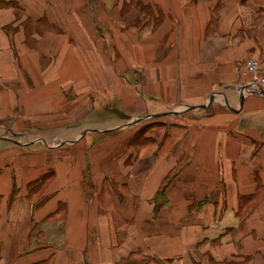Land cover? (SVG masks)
<instances>
[{"label":"crops","instance_id":"0c3cea01","mask_svg":"<svg viewBox=\"0 0 264 264\" xmlns=\"http://www.w3.org/2000/svg\"><path fill=\"white\" fill-rule=\"evenodd\" d=\"M264 0H0V264H264Z\"/></svg>","mask_w":264,"mask_h":264},{"label":"built area","instance_id":"2783aa9c","mask_svg":"<svg viewBox=\"0 0 264 264\" xmlns=\"http://www.w3.org/2000/svg\"><path fill=\"white\" fill-rule=\"evenodd\" d=\"M240 72L242 74L251 73L259 81L261 88L254 90V93H264V63L256 59H249Z\"/></svg>","mask_w":264,"mask_h":264},{"label":"rangeland","instance_id":"374dc122","mask_svg":"<svg viewBox=\"0 0 264 264\" xmlns=\"http://www.w3.org/2000/svg\"><path fill=\"white\" fill-rule=\"evenodd\" d=\"M87 2H88V0H87Z\"/></svg>","mask_w":264,"mask_h":264}]
</instances>
